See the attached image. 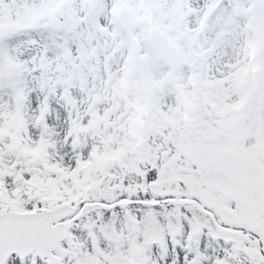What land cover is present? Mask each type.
<instances>
[{
	"label": "rangeland",
	"instance_id": "374dc122",
	"mask_svg": "<svg viewBox=\"0 0 264 264\" xmlns=\"http://www.w3.org/2000/svg\"><path fill=\"white\" fill-rule=\"evenodd\" d=\"M121 1L127 5L124 9L118 6L117 0H71L69 13L63 12L57 17L52 31H42L39 36L18 35L13 31L0 34L3 46L0 55V127L5 121L19 122L25 129L22 136L27 139L22 148H13L0 140V189L12 197L19 185L17 174L29 178L31 165L26 158L27 152L30 155L36 153L43 139L51 144L48 167L53 164L71 168L90 159L91 137L81 134L73 138L70 123L78 116L85 122L88 120L86 108L91 94H98L96 112L103 115L109 108L110 103L103 96L104 77L118 71L125 53L135 49L131 37L140 38L143 46L139 52L145 55L139 61L132 56L129 59L132 66L147 71L149 85L154 89V131L150 133L148 143L151 162L141 165L137 172L129 171L132 164L129 154L122 168L130 173L128 193L138 194L132 187L133 182L143 179L146 174L156 179L158 175L154 171L163 173V185L152 186L148 196L139 194L141 198L154 201L155 205L137 203L127 208H94L87 215H81L72 227L68 245L58 251L67 258L63 264H109L108 258L128 254V233L133 232L134 223L139 229L137 241L142 246L140 264H186L188 260H194L195 264H214L215 259L228 264H256L246 256L245 249L257 246L256 238L264 243V171L260 162L249 154L251 150H259V156L264 160V83H258L261 77L252 83L254 94L249 106L242 111L240 128L252 143H248V151L241 147L230 150L218 146L217 116L199 95L193 94L192 104H197L198 110L190 126L200 147L194 157L178 154L175 140L185 124L165 118V114L173 113V108L180 105L169 67L149 37L153 16L144 12L142 2L150 0ZM214 1L191 0L186 25H174L168 37L176 46L174 41L178 38H185L196 28L202 29L196 46L202 67L194 69L181 61L177 73L180 84L188 91H192L190 81L197 74L212 79L226 77L232 72L242 79L247 76L248 63L242 55L245 31L262 23L264 0H217L216 7L208 10L206 4L212 5ZM118 7L119 12L123 11L117 16L122 18L125 36L117 55L112 56L111 51L117 46L111 37L112 27H118L112 24L116 16L113 12ZM206 17L209 20L206 21ZM126 25L131 26L133 32L125 30ZM7 62L17 67L15 75L9 74ZM227 86L231 100L238 92L231 82ZM243 99L245 95L231 107L230 116L243 109ZM120 108H117L118 112ZM183 108L186 110L187 107ZM112 118L118 120L115 113ZM37 168L42 170L43 165L39 164ZM214 170L239 180L246 190V198L224 196L212 186L195 190L169 181L173 175L197 181L200 172L207 174ZM119 194L117 191L107 193L102 201L111 203L122 195ZM177 194L193 196L195 201H201L204 194L213 196L216 202L239 207L244 218L234 227H219L201 207L168 203ZM147 229L159 236L158 242L146 240ZM189 229L195 230L191 243L186 241ZM230 234H234L233 239ZM235 246H238L236 252ZM30 260L14 259L11 264H30ZM36 264L42 263L36 261Z\"/></svg>",
	"mask_w": 264,
	"mask_h": 264
},
{
	"label": "water",
	"instance_id": "95a60500",
	"mask_svg": "<svg viewBox=\"0 0 264 264\" xmlns=\"http://www.w3.org/2000/svg\"><path fill=\"white\" fill-rule=\"evenodd\" d=\"M157 43L159 44L160 48L162 49L163 53L165 54V56L170 59L171 55L173 54V49L168 47L164 42H162L160 39H157ZM212 180H217V179H212ZM218 183H220L222 189H224L225 191H228L229 189H233L235 188L234 184L229 183L227 180H223V179H218L217 181ZM48 218L50 221H53L54 219L58 218V215L55 214V212H50L47 214ZM4 223V222H2ZM55 232V231H54ZM49 234L52 236V231H49ZM54 240H57V236H53ZM42 244L44 242H41ZM55 243H58V241H56Z\"/></svg>",
	"mask_w": 264,
	"mask_h": 264
},
{
	"label": "trees",
	"instance_id": "16d2710c",
	"mask_svg": "<svg viewBox=\"0 0 264 264\" xmlns=\"http://www.w3.org/2000/svg\"><path fill=\"white\" fill-rule=\"evenodd\" d=\"M48 203L51 204V201L50 202L48 201Z\"/></svg>",
	"mask_w": 264,
	"mask_h": 264
}]
</instances>
